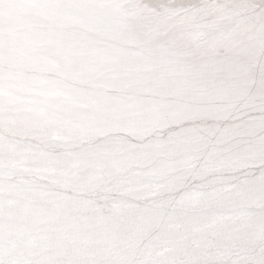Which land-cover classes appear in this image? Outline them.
<instances>
[{
    "label": "snow or ice",
    "instance_id": "1",
    "mask_svg": "<svg viewBox=\"0 0 264 264\" xmlns=\"http://www.w3.org/2000/svg\"><path fill=\"white\" fill-rule=\"evenodd\" d=\"M0 264H264V0H0Z\"/></svg>",
    "mask_w": 264,
    "mask_h": 264
}]
</instances>
